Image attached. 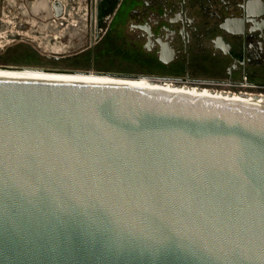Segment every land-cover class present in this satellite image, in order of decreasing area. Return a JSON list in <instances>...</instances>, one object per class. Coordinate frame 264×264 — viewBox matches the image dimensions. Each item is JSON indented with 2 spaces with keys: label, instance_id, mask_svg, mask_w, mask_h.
I'll list each match as a JSON object with an SVG mask.
<instances>
[{
  "label": "water",
  "instance_id": "1",
  "mask_svg": "<svg viewBox=\"0 0 264 264\" xmlns=\"http://www.w3.org/2000/svg\"><path fill=\"white\" fill-rule=\"evenodd\" d=\"M0 264H264V105L0 76Z\"/></svg>",
  "mask_w": 264,
  "mask_h": 264
},
{
  "label": "flooded vegetation",
  "instance_id": "2",
  "mask_svg": "<svg viewBox=\"0 0 264 264\" xmlns=\"http://www.w3.org/2000/svg\"><path fill=\"white\" fill-rule=\"evenodd\" d=\"M62 6L81 7L85 15L51 43V53L64 56L49 59L82 57L94 63L96 48L110 33V48L129 51L152 69L147 75H117L141 80L115 82L264 97V0H0V33L8 39L0 41V56L10 43H25L35 32L63 29L53 23Z\"/></svg>",
  "mask_w": 264,
  "mask_h": 264
},
{
  "label": "rangeland",
  "instance_id": "3",
  "mask_svg": "<svg viewBox=\"0 0 264 264\" xmlns=\"http://www.w3.org/2000/svg\"><path fill=\"white\" fill-rule=\"evenodd\" d=\"M120 13H122V9L121 12L119 11V15ZM35 23L36 22L31 21L29 24L32 25L31 27H34ZM39 33L40 35H38ZM33 34H36L34 35V38H27L25 43H10L11 45H9V47H7L0 56V64L5 66H12L15 68L25 67L59 69L57 67H63V64L55 65L50 64L47 61V59H49L50 57L59 58L64 56V54L62 55L59 53H51V43L55 42L56 40L50 35L55 34V32H48L46 29H43L41 32H35ZM111 41L112 38L109 33L107 37L102 41V43L96 48V51L98 53L96 52V58H94V63H92V61L88 62V60H84V58L81 57L80 59L84 62L79 64H73L72 66L83 67L88 69L90 68L92 69V71L90 72H94L93 70L95 69L101 71L104 74L115 75H133L137 72L147 75L152 72V69L145 65L144 61H142L140 58H137L133 53L122 49L110 48L109 44ZM76 49L77 47H75V50ZM65 67L69 71L76 70V68H72L69 65H65Z\"/></svg>",
  "mask_w": 264,
  "mask_h": 264
},
{
  "label": "bare ground",
  "instance_id": "4",
  "mask_svg": "<svg viewBox=\"0 0 264 264\" xmlns=\"http://www.w3.org/2000/svg\"><path fill=\"white\" fill-rule=\"evenodd\" d=\"M18 71V72H17ZM0 76L2 77H13V78H24V79H39V80H50V81H58V82H81V83H96V84H114L119 86H130V87H138V88H152L167 92H179L186 93L192 95H203V96H212L217 98H224L235 102H245L249 104L255 105H264V97L256 98L248 95H233V94H224L218 93L216 91H206L200 90L196 88H192L189 86H177V85H168V84H150L143 82H131V83H123L120 82H111V81H90L88 79H81L76 77H61L62 75H53V74H45L42 71L38 70H0ZM60 76V77H58ZM74 76V75H71ZM82 76V75H81ZM92 80V79H91Z\"/></svg>",
  "mask_w": 264,
  "mask_h": 264
},
{
  "label": "built area",
  "instance_id": "5",
  "mask_svg": "<svg viewBox=\"0 0 264 264\" xmlns=\"http://www.w3.org/2000/svg\"><path fill=\"white\" fill-rule=\"evenodd\" d=\"M75 9L67 10V8L65 6H62L61 15L55 16L53 23L55 25L58 24L60 26V28H63V29H60L59 32H55V34L50 35L51 37H53L54 39L57 40L58 38H60L63 35L64 30H65L64 27L69 26V27H75L76 28L78 26L80 16L82 17L83 15H85V13L81 10L82 9L81 7H79V8L77 7ZM5 36H6L5 32L0 33V41L4 40L6 38ZM196 88H199V87H196ZM203 89H207V88H203ZM212 91H214V90H212ZM216 92H218V91H216Z\"/></svg>",
  "mask_w": 264,
  "mask_h": 264
},
{
  "label": "trees",
  "instance_id": "6",
  "mask_svg": "<svg viewBox=\"0 0 264 264\" xmlns=\"http://www.w3.org/2000/svg\"><path fill=\"white\" fill-rule=\"evenodd\" d=\"M48 63L50 64H63V67H57L59 69H50V68H25V67H17L18 69H34V70H44V71H57V72H80V73H88L90 71H92V69H88V68H83V67H73V64H79V63H83L84 61L79 58H74L73 60H52V59H47ZM65 65H69L72 68H76V70L74 71H69L68 69H66ZM61 66V65H60ZM94 73H98V74H104L99 70H93ZM106 75H115V74H106Z\"/></svg>",
  "mask_w": 264,
  "mask_h": 264
}]
</instances>
